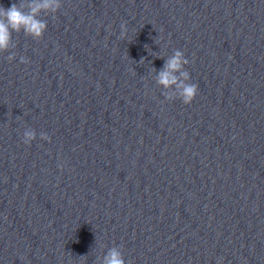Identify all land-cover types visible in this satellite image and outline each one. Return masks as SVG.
<instances>
[{
  "label": "water",
  "instance_id": "water-1",
  "mask_svg": "<svg viewBox=\"0 0 264 264\" xmlns=\"http://www.w3.org/2000/svg\"><path fill=\"white\" fill-rule=\"evenodd\" d=\"M61 3L0 51V264H264V0Z\"/></svg>",
  "mask_w": 264,
  "mask_h": 264
},
{
  "label": "clouds",
  "instance_id": "clouds-1",
  "mask_svg": "<svg viewBox=\"0 0 264 264\" xmlns=\"http://www.w3.org/2000/svg\"><path fill=\"white\" fill-rule=\"evenodd\" d=\"M62 7L61 0H19L10 7L0 6V51H7L13 38V33L23 32L33 39L43 38L48 25L39 18L42 11L57 13ZM120 38H127V22L121 24ZM8 59H15L10 55ZM22 63L28 60L21 57ZM189 61L184 52L176 50L165 60L164 67L158 73L157 83L170 94H166L168 100L179 98L184 104H191L199 93V85L191 83L190 73L185 70ZM42 139L49 140L46 133L41 134ZM36 139L34 130H26L23 133V143L30 145ZM104 264H126L123 253L119 247H112L104 258Z\"/></svg>",
  "mask_w": 264,
  "mask_h": 264
}]
</instances>
